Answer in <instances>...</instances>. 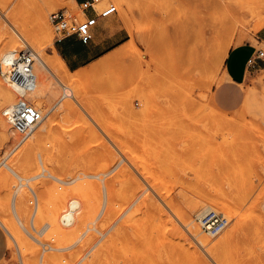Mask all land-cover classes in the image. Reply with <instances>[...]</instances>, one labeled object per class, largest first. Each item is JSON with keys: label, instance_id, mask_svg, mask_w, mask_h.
<instances>
[{"label": "rangeland", "instance_id": "rangeland-1", "mask_svg": "<svg viewBox=\"0 0 264 264\" xmlns=\"http://www.w3.org/2000/svg\"><path fill=\"white\" fill-rule=\"evenodd\" d=\"M30 1L0 0V36L11 16L30 23ZM110 6L117 13L89 46L124 42L71 85L41 69L37 54L52 56L51 45L8 38L16 55L36 54L38 87L26 98L39 102L43 120L22 138L0 112L13 130L6 138L0 130V220L14 229L0 222V264H264V68L242 84L224 74L230 49L264 46V0H99L96 8ZM63 9L82 18L74 0H60L48 13L53 45L50 17ZM0 79L15 103L20 95ZM74 199L93 211L65 226ZM144 207L158 224H141ZM210 211L227 219L218 235L202 227Z\"/></svg>", "mask_w": 264, "mask_h": 264}, {"label": "bare ground", "instance_id": "bare-ground-1", "mask_svg": "<svg viewBox=\"0 0 264 264\" xmlns=\"http://www.w3.org/2000/svg\"><path fill=\"white\" fill-rule=\"evenodd\" d=\"M59 2H60V0H43L42 3H38L36 0H34V1L31 0L30 1V4H31L30 23H24L22 21H19L18 18H15L14 16L10 17V25H5V24L1 23V30L3 32V35H1L2 37L0 36V38H1L0 44L3 47L4 53L1 49L3 54L0 53V54H2V55H0V60L2 61V63H7L11 60V58L14 56V54L16 55V52L18 51L19 44L17 42L11 43L8 40V38H12L16 35L21 36L26 41L31 42L32 45H35V43H36L37 45H39V48H41L40 50H44L46 48L45 45H47V44L51 45L53 55L47 56L46 54L44 55V53H42L40 51L41 53L39 55L37 54V61L40 64L41 69L44 70V72L50 73L59 83H61V84L70 83V85H71L72 82L74 83V82L80 81L83 78L85 69L80 70L78 72H75L76 76L74 78H68L69 76L67 77V74H72V73L67 69L65 63L63 62L61 57L58 55V53L55 49V46L53 45V43L51 41V28H50V24L48 21V13L53 8H55ZM22 12H23V10H22ZM22 17H24V16L22 15ZM26 20H28V18ZM33 37H34V39H33ZM34 67H35V65H34ZM96 68H97V66H96ZM35 73H36V71H35ZM36 76H37V74H36ZM6 81H7V83L9 82L12 90H14V92L19 94V91H20L19 87L12 81H9L7 79H6ZM37 87H38V78H37V86H36V89L33 91V93L34 92L36 93ZM33 93H31L29 95V97ZM37 96H39V94ZM29 97H28V99H29ZM14 101H15V97H14L12 91L7 89L5 83L0 79V112H1V109H3V112H4V111L8 110L9 108H11L14 104ZM29 101H30V99H29ZM32 103H33L32 105L42 114L39 102L38 103L32 102ZM5 126H6L5 122L0 117V130L1 129L4 130L3 131V137L4 138H6L7 136L10 137L13 134L12 127L10 126V129L9 130L7 129L8 131L6 130V132H7L6 133L5 129H4ZM16 133H18V132L16 131ZM0 134H2V132ZM34 139H36V135L34 136ZM39 141H40V137H37L35 142H39ZM6 167H8V169L12 170L14 173L17 174V172L15 170H13L10 166L6 165ZM21 178H22V176H21ZM81 186L83 187L82 184H81ZM84 190H86L85 186H84ZM84 190H83V193L86 192ZM83 193H81V195H83ZM96 193H97V191H96ZM87 195H88V192H87ZM77 196H78V194H77ZM89 197H90V195H89ZM92 197H93V193H92V196L90 198L91 200H92ZM87 199H88V197H87ZM90 199H89V202H90ZM168 199L166 200V202L169 201ZM79 200L78 199L72 200L69 204L70 209L63 213L61 218H62L63 222L65 224H67L65 226L70 225V227L71 226L73 227L75 225V227H76V224H83L86 222V220L89 221V216H91L90 213L92 210V209L90 210L89 207H91L92 203L90 202L91 204L89 206L84 201V205H83ZM146 204H147V207L149 205L150 206L152 205V202L149 200V198L147 199ZM139 205H141V204H139ZM168 205L170 206V204H168ZM144 208H142V209L144 210ZM139 209H141V208L139 207ZM147 210H148V208L146 209L145 212L144 211L142 212V217L139 216L142 219L141 224H158L157 223V217H155L156 218L155 219L154 216H152L151 213L148 212ZM172 211H173L174 215L177 217V219H179L180 222H182L185 226H187V228L191 231L193 236L197 239L198 243L202 247L204 246V247L210 248L209 244H210V242H212L211 239L202 235V231H201L200 227L198 225H194L192 223V221L189 218L187 211L181 209L180 207H178L176 205H173ZM134 212H135V209H134ZM139 217H136V218H139ZM54 219L55 218H53V222H54ZM127 219H129V218H127ZM131 219H133V215H132ZM56 221H58V220H56ZM0 222H1L2 226H4V228L6 230H8L10 234H12L11 231H14V229H12V230L9 229L10 224L8 226L7 224L3 223L1 220H0ZM124 223H126V222H124ZM171 224H173V223H171ZM10 228H11V226H10ZM151 228H152V226H151ZM96 230H97V228H96ZM75 231H76V229H75ZM158 232H159V230H158ZM16 238H17V236H16ZM218 243L220 246L222 242L221 243L218 242ZM217 244H215V246ZM215 246L212 247V248H214V251L212 249L210 251V254H211V252L217 254V252H215V249L217 248L219 250V247H217V246L215 247Z\"/></svg>", "mask_w": 264, "mask_h": 264}, {"label": "built area", "instance_id": "built-area-1", "mask_svg": "<svg viewBox=\"0 0 264 264\" xmlns=\"http://www.w3.org/2000/svg\"><path fill=\"white\" fill-rule=\"evenodd\" d=\"M99 0H92L77 5L79 15L68 10H60L51 15L50 19L59 40L70 37L78 38L82 43L89 44L93 40V29L97 26L99 18H109L117 13L114 6H110L98 12L96 5ZM93 15H90V13ZM87 25V28L84 26ZM36 54L33 51H23L14 55L7 63L0 64L1 75L14 82L20 89L19 98L11 108L3 112L9 125L23 137L31 135L43 120L42 114L27 100V96L33 93L37 86V76L34 69ZM264 62V46L256 49L251 63ZM30 117V119H29ZM202 227L211 235L220 234L227 226V219L220 213L210 211L201 219Z\"/></svg>", "mask_w": 264, "mask_h": 264}, {"label": "crops", "instance_id": "crops-1", "mask_svg": "<svg viewBox=\"0 0 264 264\" xmlns=\"http://www.w3.org/2000/svg\"><path fill=\"white\" fill-rule=\"evenodd\" d=\"M88 1L92 0H75L77 5ZM90 15H93V13L91 12ZM104 20V18L98 19L97 26L93 29V37L95 34L105 29L106 23ZM257 40L259 44H264V26L261 28ZM123 42L124 41L121 39L116 40V42L108 48L104 45H99L92 50L89 46L92 42L84 44L78 38L70 37L64 40L58 39L54 46L67 69L71 73H75L116 51L122 46ZM256 49V46L252 43L240 44L230 49L224 62V74L226 75L227 81L235 84H242L249 78V74L264 68V62L262 61L251 63V59ZM6 255L7 248L0 232V262Z\"/></svg>", "mask_w": 264, "mask_h": 264}, {"label": "snow or ice", "instance_id": "snow-or-ice-1", "mask_svg": "<svg viewBox=\"0 0 264 264\" xmlns=\"http://www.w3.org/2000/svg\"><path fill=\"white\" fill-rule=\"evenodd\" d=\"M84 27L87 28V25H85ZM29 119H30V117H29Z\"/></svg>", "mask_w": 264, "mask_h": 264}]
</instances>
